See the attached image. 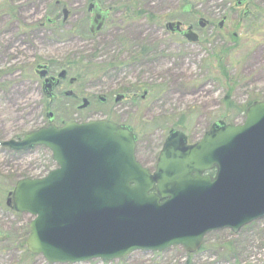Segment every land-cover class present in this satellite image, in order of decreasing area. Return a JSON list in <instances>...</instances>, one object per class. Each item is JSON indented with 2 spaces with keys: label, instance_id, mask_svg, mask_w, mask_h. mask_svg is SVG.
Returning a JSON list of instances; mask_svg holds the SVG:
<instances>
[{
  "label": "rangeland",
  "instance_id": "obj_1",
  "mask_svg": "<svg viewBox=\"0 0 264 264\" xmlns=\"http://www.w3.org/2000/svg\"><path fill=\"white\" fill-rule=\"evenodd\" d=\"M88 1L0 0V144L47 127L48 113L54 114L59 125L113 119L134 128L137 157L155 170L171 130L185 133L193 145L213 124L241 125L249 103L264 102V0H253V11L242 26V10L239 16L229 10L218 14L220 0H186L191 11L185 15L187 23H197L199 18H212L216 23L215 30L206 28L197 43L189 44L161 30L168 20L181 16V0H136L141 13L135 21L124 22L123 32H116L114 41L105 43L101 40L104 34L74 37L71 26L87 21ZM124 1L101 0L107 6H122ZM57 2L71 11L69 22L42 27L58 11ZM224 16L227 24L219 31L217 23ZM114 18L119 22L121 15ZM153 18L159 19L157 25ZM126 39L147 51L153 47V64L132 63L120 46ZM117 61L121 63H113ZM47 63L55 65L56 74L69 67L71 77L101 78L102 83L94 86H85V80L64 89L85 97L98 92L109 102L101 104L96 99L91 107L79 111L82 99L77 102L62 94L49 104L36 74L37 65ZM133 86L141 88L139 98L147 91L148 99L119 106L116 94ZM55 167L46 148L17 155L0 146V264H49L27 248L34 218L16 213L7 201L18 181L38 178ZM87 264H264V219L237 234L230 230L209 234L195 254L178 247L161 254L136 252L121 261Z\"/></svg>",
  "mask_w": 264,
  "mask_h": 264
},
{
  "label": "water",
  "instance_id": "obj_2",
  "mask_svg": "<svg viewBox=\"0 0 264 264\" xmlns=\"http://www.w3.org/2000/svg\"><path fill=\"white\" fill-rule=\"evenodd\" d=\"M187 37L199 41L191 28ZM188 142L171 130L153 175L136 158L132 129L107 120L51 125L2 143L12 152L45 147L57 165L44 178L18 181L9 194V207L34 218L28 251L49 264L178 247L195 254L209 234H237L264 219V102L241 125L216 123L197 144Z\"/></svg>",
  "mask_w": 264,
  "mask_h": 264
},
{
  "label": "flooded vegetation",
  "instance_id": "obj_3",
  "mask_svg": "<svg viewBox=\"0 0 264 264\" xmlns=\"http://www.w3.org/2000/svg\"><path fill=\"white\" fill-rule=\"evenodd\" d=\"M210 1L211 2L213 1V3L214 2L216 3L217 0H210ZM220 1L223 4H222V7L220 6L221 8L218 9V11H217L218 14L219 13H225L226 10H229L230 12H233V13L238 12L237 16H239V14H240L239 11L242 10V12H241L242 16L239 18V21L241 22L240 23L241 26H242L244 20L247 19L253 11V0H220ZM185 3H186V0H181V7H182L181 16L179 18L168 20L165 23L164 27L161 26V30H165L168 36H171L172 38L176 37L180 42L183 41L184 43L189 44L190 41H189L187 35L189 33L190 28L193 30V32H195L199 36V40H200V36H201L202 31L206 30V28H213L214 29L216 27V23L212 18H211V20L205 19V18H199L197 23H195L196 21H192L191 23H187V21L185 19V15L186 14L189 15L191 11H189L190 6H188V5L185 6ZM107 4L106 5L102 4L101 0H89L88 1V8L86 9V16L88 17L87 21L85 22V20H84L81 23V25H79V26L78 25H72L71 29H70L71 35L74 37L86 35V36H89L91 38H96L97 36L100 37L104 34L102 36L103 39H101V40H103L105 43H107V41L109 39L114 41L115 37L118 35L115 33L118 31H120L121 33L123 32L121 29V26L124 24V22H129V21H133V20L135 21L138 14L141 13L140 3L136 0H126L123 3H121L122 6H107ZM56 6H57L56 8L58 11L56 12V14L53 17L47 18L45 23L42 24V27H46L48 25V27L50 28V27H54V26L59 25L58 24L59 22H61L62 25H65L69 22L70 16H71V11L69 10V8H67V6L62 4L61 2H57ZM240 7H242V8H240ZM222 8H224V11L220 12L221 11L220 9H222ZM64 11H67V14H68V18L66 20H65ZM117 14L121 15V18H118V19H120L119 22L116 21V19L114 18ZM192 14H194V9L192 10ZM75 15L76 14H74L73 16H75ZM61 17H62V20H61ZM87 17H85V19ZM202 19L205 21L204 27L200 26ZM227 20H228L227 16H224L222 18V20H220L217 23V28L219 29V31H223L225 29V26L227 24ZM156 21H159V19L153 18V22L156 23ZM170 23H176V24H175V26H172L168 29V25ZM178 23L180 25H178ZM101 24H102L101 30L98 31L97 28ZM156 25H157V23H156ZM158 27L160 28V25ZM233 37L236 38L237 34L235 33L233 35ZM120 46L123 47V49L125 51L124 53L128 55L129 60L132 63H138V62L142 63L144 61H150V63L153 64V47L150 48L149 51H147L148 48H141L140 44H138V43L136 44L135 42H131L128 39L121 41ZM124 46H126V47L124 48ZM120 61H123V59L121 58ZM113 63H121V62L117 61V62H113ZM122 63H123V66H126L125 62H122ZM115 67L116 66H113L112 69L115 70L114 69ZM54 69H56L55 65L54 64L52 65L51 63L38 64L36 67V74L39 76V78L42 82V91L45 94V96L47 97V99L49 100V104L56 103L60 99L62 94L65 95V97H67L69 99H73L74 101H77V102H79L82 99V104L80 106H78L79 111H83V110L91 107L93 105V102L96 99H98V101L101 102V104H106L107 101L109 102L108 98H106L105 96L99 95L98 92H92L91 91L92 94L85 97V95H81V93L78 91H73V90L65 91V89H64L67 85L75 88L76 85H78V83L80 81H85V80H86L85 86L86 85H89V86L93 85L94 86L96 84L102 83L101 78H99L97 76H92V78L79 77V76L71 77L69 67L68 68H66V67L62 68L61 72L58 74L54 73ZM42 72H46L45 77L41 76ZM63 72H65V76L61 77V73H63ZM91 88H94V87H91ZM140 90H141V88L139 86L138 87L133 86V87L127 88V90L125 92L123 90V91L119 92L118 94H116L115 102L120 106L121 104H123L126 101L131 102L133 104L140 101V99H141V101H146L148 99L149 93L147 91H145L143 96H141V98H139L140 97L139 96ZM119 97H120V100L117 101L119 99ZM47 118L49 121V125L47 127H49L51 125L60 127L64 123H66V122H64L61 125L56 124L54 114H52V113H48ZM90 121H94V120H90ZM90 121H88V122H90ZM97 121H100V120H97ZM107 121L113 122V123L120 125V126H123L125 128H131L132 132L134 133V135L137 138V147H138V136L136 135L134 128L132 126L125 125L123 123H118L117 121H115L113 119H111V120L108 119ZM70 122H77V121H70ZM78 123H86V122H78ZM169 134H170V132H169ZM18 140H20V139H18ZM166 140H165V142H166ZM165 142H164V144H165ZM164 144L162 146V150H163ZM189 145H191V144H189ZM0 146L3 147L2 143L0 144ZM137 147H136V158L139 161V159L137 157ZM36 148H39V147H36ZM43 148H45V147H43ZM3 149L11 152L12 154H17V155L23 154V153H28V152H12L10 149H8L6 147H3ZM159 157H160V154H159ZM159 157H158V160H159ZM52 160H53V157H52ZM157 164H158V161H157ZM55 165H56V163H55ZM144 167H146V166H144ZM56 168H57V165L53 170H55ZM146 168H148V167H146ZM148 169L151 171V173L153 175V172L155 170H153V168H148ZM53 170L47 171L43 176H40L38 178H31V179L44 178L49 172H51ZM210 174L214 175L215 171L211 172Z\"/></svg>",
  "mask_w": 264,
  "mask_h": 264
},
{
  "label": "trees",
  "instance_id": "obj_4",
  "mask_svg": "<svg viewBox=\"0 0 264 264\" xmlns=\"http://www.w3.org/2000/svg\"><path fill=\"white\" fill-rule=\"evenodd\" d=\"M252 104H254V102H253V103H249V106L252 105ZM249 106H248V107H249ZM246 112H247V108H246L245 111H243L242 113H246ZM8 152H9V151H8ZM9 153H11V152H9Z\"/></svg>",
  "mask_w": 264,
  "mask_h": 264
}]
</instances>
